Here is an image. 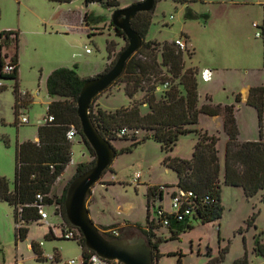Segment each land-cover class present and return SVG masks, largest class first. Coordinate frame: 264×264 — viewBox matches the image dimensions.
I'll return each mask as SVG.
<instances>
[{
    "label": "rangeland",
    "instance_id": "rangeland-1",
    "mask_svg": "<svg viewBox=\"0 0 264 264\" xmlns=\"http://www.w3.org/2000/svg\"><path fill=\"white\" fill-rule=\"evenodd\" d=\"M141 1L117 0L118 6L107 7L108 0H73L69 4L48 0H0V34L2 31H14L18 35L19 92L32 96L19 109V116L28 118L29 124L16 125L15 81L0 77V178H5L10 188L14 181L16 143L36 141L37 128L47 117V105L51 101L46 92L49 75L57 68L73 69L83 79L103 73L111 62L107 59V43L115 44V53L127 45L125 40L116 36L111 26L114 12ZM187 9L198 17L185 19ZM86 16L90 18L87 22ZM253 23L264 27V0H201L189 7L171 0H159L152 10L145 41L163 44L180 39L186 42L194 55H184L185 68L199 71V103L203 104L209 96L215 105L230 106L236 105V96L242 95L246 86L264 85V38L256 37L260 29L253 28ZM14 53V44L3 49V55L7 57ZM204 70L212 71L209 82L201 78ZM92 106L93 110L100 107L103 111L114 112L128 108L130 100L123 87L115 85L101 93ZM142 113H147V109L142 108ZM235 119L239 140L259 139L258 117L254 108L242 106ZM201 128L209 133H220L218 148L223 164L227 137L222 115L202 116L200 124L192 129ZM145 134L140 132L137 136L141 139ZM72 142L71 163L52 188L53 196L62 194L79 164L93 159L81 140ZM129 145L130 142L126 141L112 144L118 155L92 188L87 206L96 226L101 224L115 230L121 239L138 236L147 242L149 238L140 227L148 225V187H167L164 200L151 202L149 208V223L152 224L154 219V224H157L159 209L165 213L172 211L171 194L176 190L177 177L164 167L166 154L159 143L149 139L130 153H119ZM194 146V135L181 137L172 156L191 157ZM136 173L141 174L137 184L133 181ZM263 194L264 191L247 199L241 188L223 186V213L219 221L202 223L192 220L177 224L171 220L170 225L177 231V236L168 241H164L162 236L165 232L170 233V229L156 228L160 234L156 240L160 243L159 257L154 264H177L178 261L182 264H207L219 258L223 250L227 253L222 264H233L245 255L248 264H264V257L254 252L257 243L264 244ZM48 212L49 223L59 225L61 219L52 215V209ZM16 227L14 209L0 200V264H69L72 260L83 264L77 241L47 238L48 226L33 224L29 226L27 239L16 242ZM33 243H43L41 251L47 261H36L30 249ZM55 254L59 262L53 259Z\"/></svg>",
    "mask_w": 264,
    "mask_h": 264
},
{
    "label": "trees",
    "instance_id": "trees-1",
    "mask_svg": "<svg viewBox=\"0 0 264 264\" xmlns=\"http://www.w3.org/2000/svg\"><path fill=\"white\" fill-rule=\"evenodd\" d=\"M48 1L57 4H69L73 0ZM91 1L99 2L101 0ZM171 1L189 7V5L201 0ZM229 1L236 2L238 0ZM106 6L116 7L118 2L117 0H108ZM197 17L195 12L187 9L185 19H196ZM88 20L90 18L86 16L85 21ZM151 21L152 12L138 13L132 20V28L142 38V44L128 60L123 74L112 84V86L123 87L125 95L130 100V106L114 112H106L100 107L93 110L91 104L90 119L97 132L111 145L117 141L130 142L129 146L120 150L119 153L121 154L132 152L133 148L149 139L159 143L162 152L166 154L163 161L164 167L166 170L175 173L177 177L175 188L183 192H192L196 196L197 206L192 220H199L202 223L216 222L221 219L223 213L221 202L223 186L241 188L247 199H251L259 192L264 191V85L251 87L245 103L257 111L259 139L240 142L235 115L241 103V95L236 96V105H215L209 96H206L205 103L200 106L197 84L199 71L195 68L186 69L184 63V55L192 57L194 51H190L188 48L180 50L173 43L146 42L145 36ZM111 26L114 28L112 23ZM114 30L116 36L125 39L121 30L116 28ZM12 44H14L15 53L10 57V61L14 65V71L11 74H4V57L7 55H3V49ZM106 50L107 59L111 61L105 68V71H108L114 66L120 52L115 53L113 42L107 43ZM17 53V33L2 31L0 34V77L4 80L15 81L13 88L15 123L20 125L19 109L24 107L30 96L21 95L19 92ZM86 80L88 79L81 78L75 70L66 68H57L49 75L46 82V92L51 102L47 106V117L53 116L54 121L37 128V142L16 143L12 188L5 178H0V200L8 203L14 209L16 225L19 222L22 225L20 228L16 227V242L25 241L28 236L29 225L40 220L35 207L37 195L43 197V201L40 203L46 207L53 204L59 205L61 220L66 226L72 227L67 220L64 209L67 187L71 180L86 172L95 162V153L82 135L77 116V100ZM166 83H168V87L163 89ZM142 108H146L147 113L143 114ZM220 115H223L224 118L223 130L227 137L223 164L220 162L218 149L221 140L220 133H209L203 128L192 129V127L200 124L202 116L217 117ZM72 127L77 129L81 141L86 145L93 159L89 163L79 164L76 167L72 179L65 185L62 194L57 197L52 195V188L71 163L73 142L67 139V133ZM122 129L128 131L127 135H119ZM140 132L146 133L141 139L137 136ZM188 135L195 137L192 156L189 159L172 156L179 139ZM4 142L8 145L5 139ZM157 192L156 186L148 187L147 219L149 230L143 231L149 238L154 261L158 260L159 257L160 242L156 240L153 231L158 227L163 228L159 223L160 221L157 224L149 223L151 202H155L156 199L158 201L163 200V195H157ZM205 197L212 199L213 203L210 206L198 207L199 198ZM262 201L264 202V194ZM19 212L21 213V220L18 219ZM169 219L179 223L173 216H170ZM98 228L102 234L110 236L107 233L110 228L99 226ZM78 232L80 233L79 230ZM171 234L177 235L174 232ZM46 237L52 239L51 232ZM113 237L121 238L119 236ZM77 242L81 247L83 264H87V255L91 252L86 248L81 233ZM39 248L38 244L33 243L31 245L36 261H47ZM254 252L264 257V244L257 243ZM226 253L227 250L221 251L219 258L213 259L207 264H222ZM53 259L59 262L57 254L54 255ZM177 264L182 263L178 261ZM233 264H248L246 255L237 259Z\"/></svg>",
    "mask_w": 264,
    "mask_h": 264
},
{
    "label": "water",
    "instance_id": "water-1",
    "mask_svg": "<svg viewBox=\"0 0 264 264\" xmlns=\"http://www.w3.org/2000/svg\"><path fill=\"white\" fill-rule=\"evenodd\" d=\"M156 1L143 0L114 12L112 24L114 28L124 33L127 45L120 52L111 69L85 81L77 100V116L82 135L95 153V162L90 169L76 176L69 183L64 200L65 214L71 226L82 234L89 251L96 253L102 259L117 261L120 264H152L153 250L142 237L121 239L102 234L90 218L88 197L117 156L110 142L94 128L90 119V108L93 100L111 87L123 74L128 60L141 47L142 38L132 28L131 22L138 13L152 12Z\"/></svg>",
    "mask_w": 264,
    "mask_h": 264
},
{
    "label": "built area",
    "instance_id": "built-area-1",
    "mask_svg": "<svg viewBox=\"0 0 264 264\" xmlns=\"http://www.w3.org/2000/svg\"><path fill=\"white\" fill-rule=\"evenodd\" d=\"M253 28L255 29H260L259 32H256V37L257 38H263L264 37V30L262 27H260L259 24L253 23L252 24ZM177 48L180 50H185L187 48L186 42L182 40H176L173 43ZM14 71V65L10 61V57H4V66H3V73L4 74H11ZM201 78L204 82H209L212 78V71L210 70H204L201 73ZM168 83H166L163 86V89H167ZM25 95L31 96L29 93H25ZM54 121L53 116L46 117L43 120V125L46 123H51ZM19 123L20 125H27L29 124V119L26 117H19ZM128 131L126 129H122L119 133L120 136H125L127 135ZM80 135L77 132V129L72 127L68 133H67V139L69 141H74L75 139H79ZM141 178V174L136 173L134 175V183H138L139 179ZM158 192L157 195H165L164 190L167 187H157ZM176 190L172 192L171 194V199H172V204L171 208L172 211L170 213H165L161 209L158 210L157 212V217H158V222L163 226V228H168L170 227V222L171 220L169 219L170 216H173L177 222L181 223L184 221H189L192 220V217L194 216V210L196 205V196L192 192H183L177 188ZM164 199V198H163ZM36 205L35 207L37 208V212L40 216L39 222H44L47 223L50 227V230L52 234L57 236L59 239H64V240H75L79 241L80 239V233L78 232L77 228L75 227H68L66 224L63 223L61 220L60 225H54V224H49L48 220L50 218V214L48 212V209H52V215L55 216L56 218L61 219L60 213H59V205L53 204L50 207H46L42 205L40 202L43 201V197L41 195L36 196ZM163 201V200H162ZM159 201V202H162ZM213 203V200L210 199L209 197L205 198H199V205L200 206H210ZM21 211V210H20ZM18 219L21 220V213L19 212ZM154 222V219H152V223ZM22 227L21 222L17 224V228ZM58 232V233H57ZM107 233H109L111 236H118V233L115 230H108ZM42 243L39 244L41 246ZM91 252V251H90ZM87 264H118L117 261H112V260H106L102 259L99 257L96 253L91 252L90 254L87 255ZM155 262H153L154 264ZM69 264H76L75 260H72L69 262Z\"/></svg>",
    "mask_w": 264,
    "mask_h": 264
},
{
    "label": "crops",
    "instance_id": "crops-1",
    "mask_svg": "<svg viewBox=\"0 0 264 264\" xmlns=\"http://www.w3.org/2000/svg\"><path fill=\"white\" fill-rule=\"evenodd\" d=\"M262 29L264 30V27H262ZM264 38V37H263ZM88 52V51H87ZM119 87V86H118ZM251 87H254V86H250V85H248V86H246L244 89H243V94L241 95V103L239 104V107H238V110L242 107V106H247L245 103H246V101H247V99H248V96H249V92H250V89H251ZM30 99H32V96H30ZM206 99V98H205ZM51 102V101H50ZM49 102V103H50ZM205 103V101L203 102V104ZM200 104V103H199ZM203 104H200V106L201 105H203ZM48 106V105H47ZM249 107V106H248ZM237 113V112H236ZM221 116V115H220ZM218 117V116H217ZM222 118H223V115H222ZM201 119V118H200ZM224 119V118H223ZM28 125V124H27ZM43 125V124H42ZM41 126V125H40ZM221 136V135H220ZM78 140H80V138L78 139ZM38 141V138H37V140L36 141H34V142H37ZM227 141V140H226ZM226 141H225V144H226ZM240 142H246V141H250L249 139H240L239 140ZM219 149V148H218ZM220 157V156H219ZM190 157H188V158H184V159H189ZM65 174V173H64ZM63 174V175H64ZM63 175H62V177H63ZM58 181H60V179L58 180ZM57 181V182H58ZM164 198V197H163ZM152 200H155V199H152ZM157 200V199H156ZM155 200V201H156ZM164 200V199H163ZM89 208V207H88ZM89 212H90V216H91V209L89 208ZM60 220V219H59ZM189 221H191V220H189ZM48 223H49V220H48ZM189 223V222H188ZM33 224H45V225H47L48 226V229H49V232H51V230H50V227H49V225L47 224V223H44V222H36V223H32L31 225H33ZM50 224V223H49ZM60 224H61V220H60ZM59 224V225H60ZM30 226V225H29ZM103 227V225H101V224H97V227ZM29 228V227H28ZM105 228V227H104ZM140 229H142V231H148L149 230V228H148V225L146 226V227H140ZM162 229H164V228H162ZM169 232L170 233H167V232H165V234L162 236V238L164 239V241H168V240H172V239H175L176 238V236L177 235H173V234H171V232H174V233H176L177 234V231L176 230H174V229H172V227L170 226L169 227ZM58 233V232H57ZM153 233L157 236V237H160V234L156 231V230H154L153 231ZM51 234H52V232H51ZM58 237L57 236H55L54 234H52V239H57ZM39 245V244H38ZM42 245H43V243H42ZM42 245L40 246V250H41V247H42ZM30 249H31V246H30ZM42 252V251H41ZM48 259V258H47Z\"/></svg>",
    "mask_w": 264,
    "mask_h": 264
},
{
    "label": "flooded vegetation",
    "instance_id": "flooded-vegetation-1",
    "mask_svg": "<svg viewBox=\"0 0 264 264\" xmlns=\"http://www.w3.org/2000/svg\"><path fill=\"white\" fill-rule=\"evenodd\" d=\"M148 242V244H149V241H147Z\"/></svg>",
    "mask_w": 264,
    "mask_h": 264
},
{
    "label": "clouds",
    "instance_id": "clouds-1",
    "mask_svg": "<svg viewBox=\"0 0 264 264\" xmlns=\"http://www.w3.org/2000/svg\"><path fill=\"white\" fill-rule=\"evenodd\" d=\"M81 140V139H80Z\"/></svg>",
    "mask_w": 264,
    "mask_h": 264
}]
</instances>
